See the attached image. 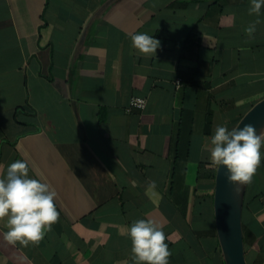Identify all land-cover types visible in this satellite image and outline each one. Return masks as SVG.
<instances>
[{
  "label": "crops",
  "instance_id": "obj_1",
  "mask_svg": "<svg viewBox=\"0 0 264 264\" xmlns=\"http://www.w3.org/2000/svg\"><path fill=\"white\" fill-rule=\"evenodd\" d=\"M108 1L0 0V174L28 160L60 213L37 246L9 245L0 221V264H133L127 229L146 218L163 224L169 264H226L208 148L264 97V7L249 39L250 0ZM133 33L158 39L156 55ZM132 96L147 106L128 109ZM261 153L249 264H264Z\"/></svg>",
  "mask_w": 264,
  "mask_h": 264
},
{
  "label": "clouds",
  "instance_id": "obj_2",
  "mask_svg": "<svg viewBox=\"0 0 264 264\" xmlns=\"http://www.w3.org/2000/svg\"><path fill=\"white\" fill-rule=\"evenodd\" d=\"M264 0H250L248 14L256 20L245 28L249 39L254 38L256 25L261 21ZM132 47L144 57L156 55L161 42L147 33L130 34ZM264 147V129L257 134L256 128L245 124L229 130L217 125L210 137L208 148L210 166H224L230 184L240 186L251 184L261 165ZM3 167V166H0ZM149 187L155 188V181ZM57 191L42 179L29 177L28 160L18 159L0 174V221L6 219L3 239L9 245L19 243L23 247L37 246L59 221L60 213L55 204ZM131 241L130 259L133 264H169L172 255L166 243L163 224L154 218L134 220L127 229Z\"/></svg>",
  "mask_w": 264,
  "mask_h": 264
},
{
  "label": "water",
  "instance_id": "obj_3",
  "mask_svg": "<svg viewBox=\"0 0 264 264\" xmlns=\"http://www.w3.org/2000/svg\"><path fill=\"white\" fill-rule=\"evenodd\" d=\"M109 0L103 8H105ZM245 124L253 125L257 134L264 129V97L256 102L237 123L243 128ZM224 166L217 168L215 177L214 213L218 238L226 264H249L243 226V210L248 185L230 184L226 178Z\"/></svg>",
  "mask_w": 264,
  "mask_h": 264
},
{
  "label": "built area",
  "instance_id": "obj_4",
  "mask_svg": "<svg viewBox=\"0 0 264 264\" xmlns=\"http://www.w3.org/2000/svg\"><path fill=\"white\" fill-rule=\"evenodd\" d=\"M181 81H182L181 78H178L176 80L178 86L182 84ZM147 102H148V99L145 96H132L127 108L128 109H132V108L144 109L147 106Z\"/></svg>",
  "mask_w": 264,
  "mask_h": 264
}]
</instances>
